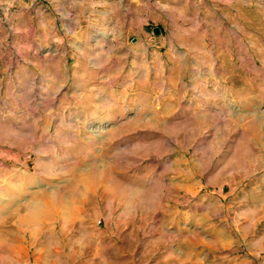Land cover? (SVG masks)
<instances>
[{"label": "rangeland", "instance_id": "rangeland-1", "mask_svg": "<svg viewBox=\"0 0 264 264\" xmlns=\"http://www.w3.org/2000/svg\"><path fill=\"white\" fill-rule=\"evenodd\" d=\"M211 1L160 0L176 60L136 87L90 25L111 1L0 0V264L18 222L26 264H264V0Z\"/></svg>", "mask_w": 264, "mask_h": 264}, {"label": "crops", "instance_id": "crops-1", "mask_svg": "<svg viewBox=\"0 0 264 264\" xmlns=\"http://www.w3.org/2000/svg\"><path fill=\"white\" fill-rule=\"evenodd\" d=\"M113 4L110 7L108 13L97 14L96 20L90 19V25L93 30H99L98 24L101 23L103 28H106L105 34V46L112 47V54H119L122 57V62H125L127 77L129 81L133 82V86L138 85V79L141 70L151 71L150 80L154 79V70L159 69L160 65H165V69L170 67L169 63L175 62V52L171 48L164 50L163 52L156 49H150L149 44L146 46V42L149 41L150 45H153L157 36L153 34L154 28L159 26L154 23L156 16H159L162 10L160 0H109ZM211 0H175L173 10H168L171 16H178L176 18L177 23H184L186 15L194 16L192 22L196 25L201 23L202 27L204 22L208 23L210 18L216 15V11L212 8ZM180 5V8L178 6ZM188 8L186 12L184 8ZM175 21V20H174ZM181 28V27H179ZM160 29V28H159ZM171 28L168 27L169 31ZM182 29V28H181ZM172 30V29H171ZM178 32V30H174ZM183 31V30H182ZM152 36L148 38L149 34ZM164 31H161L163 36ZM165 35V33H164ZM164 43L162 39L160 44ZM166 43V42H165ZM101 43H97L96 47H102ZM123 106L121 107L120 115L129 118L140 115L143 118L145 109L143 105L138 102L136 96L123 95ZM132 104V111L128 109L126 103ZM139 122V120H138ZM1 199V198H0ZM18 207L20 204L14 203ZM1 206V205H0ZM20 220H25V217ZM17 227L16 238L19 242L15 252L20 258H17V262L26 264L27 250L26 245L23 244L26 232L32 229L30 223L18 222L15 224Z\"/></svg>", "mask_w": 264, "mask_h": 264}, {"label": "water", "instance_id": "water-1", "mask_svg": "<svg viewBox=\"0 0 264 264\" xmlns=\"http://www.w3.org/2000/svg\"><path fill=\"white\" fill-rule=\"evenodd\" d=\"M153 34H154L155 36H158V35L160 34V29H159V28H154V29H153Z\"/></svg>", "mask_w": 264, "mask_h": 264}]
</instances>
